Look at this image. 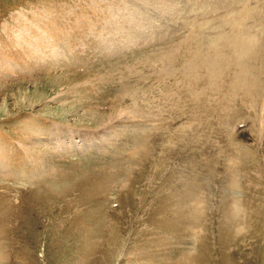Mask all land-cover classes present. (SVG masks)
<instances>
[{
	"label": "rangeland",
	"instance_id": "1",
	"mask_svg": "<svg viewBox=\"0 0 264 264\" xmlns=\"http://www.w3.org/2000/svg\"><path fill=\"white\" fill-rule=\"evenodd\" d=\"M0 264H264V0H0Z\"/></svg>",
	"mask_w": 264,
	"mask_h": 264
},
{
	"label": "bare ground",
	"instance_id": "2",
	"mask_svg": "<svg viewBox=\"0 0 264 264\" xmlns=\"http://www.w3.org/2000/svg\"><path fill=\"white\" fill-rule=\"evenodd\" d=\"M246 14H245V13ZM244 12H242V13H244V14H242L241 15V18H243L244 16H247V13H250L251 12V9H249V7L248 8H245L244 9ZM244 15V16H243ZM243 16V17H242ZM240 18V19H241ZM242 20V19H241ZM244 20V19H243ZM240 21V20H239ZM239 21H237V22H239ZM252 41V40H251ZM203 52V51H202ZM203 54V53H202ZM209 55V54H208ZM195 58H197V57H195ZM200 58V57H199ZM204 59V58H203ZM208 59V58H207ZM213 60H215V59H213ZM234 60V59H233ZM200 62H201V60H200ZM213 62V61H212ZM211 63V62H210ZM215 62H213V64H214ZM236 63H237V61H236ZM215 65V64H214ZM198 66V65H197ZM201 66V65H200ZM204 66V65H203ZM196 67V66H195ZM246 67V66H245ZM181 69V68H180ZM190 69V68H189ZM218 69V68H217ZM243 69V68H242ZM192 71V70H191ZM192 75V74H191ZM195 76V75H194ZM182 81V80H181ZM242 82H244V81H242ZM249 84V83H248ZM254 86V85H253ZM249 87V86H248ZM247 88V87H246ZM250 88H251V86H250ZM247 90V89H246Z\"/></svg>",
	"mask_w": 264,
	"mask_h": 264
}]
</instances>
